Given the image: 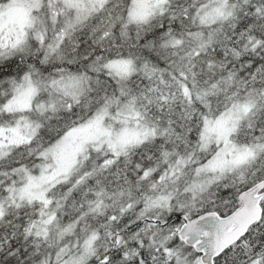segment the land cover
<instances>
[{
    "label": "snow or ice",
    "instance_id": "snow-or-ice-1",
    "mask_svg": "<svg viewBox=\"0 0 264 264\" xmlns=\"http://www.w3.org/2000/svg\"><path fill=\"white\" fill-rule=\"evenodd\" d=\"M0 264H264V0H0Z\"/></svg>",
    "mask_w": 264,
    "mask_h": 264
}]
</instances>
